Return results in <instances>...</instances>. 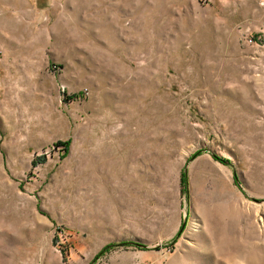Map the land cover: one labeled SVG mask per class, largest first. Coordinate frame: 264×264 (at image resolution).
Masks as SVG:
<instances>
[{
	"label": "rangeland",
	"instance_id": "1",
	"mask_svg": "<svg viewBox=\"0 0 264 264\" xmlns=\"http://www.w3.org/2000/svg\"><path fill=\"white\" fill-rule=\"evenodd\" d=\"M0 264H264V0H0Z\"/></svg>",
	"mask_w": 264,
	"mask_h": 264
},
{
	"label": "built area",
	"instance_id": "2",
	"mask_svg": "<svg viewBox=\"0 0 264 264\" xmlns=\"http://www.w3.org/2000/svg\"><path fill=\"white\" fill-rule=\"evenodd\" d=\"M245 41H246L247 43H250V42H252V39L248 38V39H246Z\"/></svg>",
	"mask_w": 264,
	"mask_h": 264
},
{
	"label": "trees",
	"instance_id": "3",
	"mask_svg": "<svg viewBox=\"0 0 264 264\" xmlns=\"http://www.w3.org/2000/svg\"><path fill=\"white\" fill-rule=\"evenodd\" d=\"M183 181V180H182Z\"/></svg>",
	"mask_w": 264,
	"mask_h": 264
}]
</instances>
